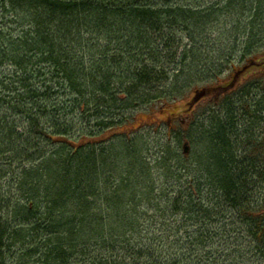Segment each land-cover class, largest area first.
<instances>
[{
  "label": "trees",
  "instance_id": "16d2710c",
  "mask_svg": "<svg viewBox=\"0 0 264 264\" xmlns=\"http://www.w3.org/2000/svg\"><path fill=\"white\" fill-rule=\"evenodd\" d=\"M263 27L264 0H0V264H264V143L248 171L224 128L179 141L188 165L120 132L188 89L232 99Z\"/></svg>",
  "mask_w": 264,
  "mask_h": 264
},
{
  "label": "rangeland",
  "instance_id": "374dc122",
  "mask_svg": "<svg viewBox=\"0 0 264 264\" xmlns=\"http://www.w3.org/2000/svg\"><path fill=\"white\" fill-rule=\"evenodd\" d=\"M256 28V33L258 34L261 27L257 26ZM260 38H263L264 41V36ZM263 41L260 45L262 46L261 52L264 51ZM228 44L229 40L224 38L219 42L211 41L210 50H207L209 54H207L208 57L204 62L206 66H209L208 68L211 67V69L213 68L222 72V78L224 79L228 76L229 69H222L221 60L218 56L219 53H227L226 46ZM241 56L242 53L238 52L236 63L239 66H243L245 63L241 59ZM259 56L264 57V52ZM189 64L192 66L191 68L194 72L199 67L198 62ZM223 67H227L226 64L223 63ZM210 74L212 75L213 71H203L202 69L200 75L195 79L196 87L219 86L217 83L215 85L212 84L209 77ZM203 78L209 79L207 85ZM228 79L226 80L228 81ZM234 86L232 93L236 92L233 94L232 99H228L224 95L227 90L222 89L216 92L210 91L207 97L200 98L196 103H193L195 95L193 89H188L176 99L169 101L162 108L154 106L146 111L141 109L139 113L135 114L133 124L121 128L120 132L130 131L131 133L133 132L132 135L149 132L151 140L155 139L150 142L152 150H155L160 139L163 140L164 138V140H167L166 137L169 135V144L172 148L179 151L180 162L188 165L190 161L189 156L183 153V146H178L179 141L186 139L188 135L193 136L192 138H196V141L199 139L196 150H204L205 148L206 151L211 146L208 142L209 135L206 132L211 131L216 133L218 128H224V137L230 141L233 156L235 155L237 160L243 163L242 167L249 171L248 162L250 160L248 158V162H243L244 159L246 156H250L253 148L252 145H257L259 142L264 143V67H258L252 72L240 74ZM250 101L255 102V106L252 109L246 103ZM190 103L193 104L189 106ZM253 110L256 112L253 113ZM228 112L232 114L227 116ZM202 125H204L205 134H201L200 128ZM156 127L159 128L157 131L154 130ZM190 145L192 150L195 146L192 143ZM140 148L143 149V145H140ZM121 152L123 151L120 150L118 153ZM157 153V151L150 153V158L154 159L153 157ZM259 185L262 184L260 183ZM108 195H110L109 192ZM258 203L260 206L263 205L261 202Z\"/></svg>",
  "mask_w": 264,
  "mask_h": 264
},
{
  "label": "water",
  "instance_id": "95a60500",
  "mask_svg": "<svg viewBox=\"0 0 264 264\" xmlns=\"http://www.w3.org/2000/svg\"><path fill=\"white\" fill-rule=\"evenodd\" d=\"M184 152H185V154H188V153L190 152V146H189L188 143H186V144L184 145Z\"/></svg>",
  "mask_w": 264,
  "mask_h": 264
}]
</instances>
